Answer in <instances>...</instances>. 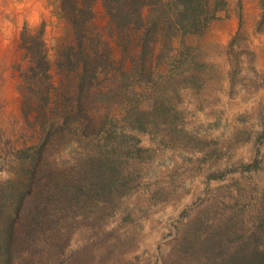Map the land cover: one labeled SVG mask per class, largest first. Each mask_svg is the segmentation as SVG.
<instances>
[{
	"label": "rangeland",
	"instance_id": "rangeland-1",
	"mask_svg": "<svg viewBox=\"0 0 264 264\" xmlns=\"http://www.w3.org/2000/svg\"><path fill=\"white\" fill-rule=\"evenodd\" d=\"M261 13L259 0H228L204 36L186 37L192 52L183 66L160 67L139 89L135 112L113 110L119 120L104 151L122 181L119 195L63 211L57 250L38 242L27 252L30 264H198L213 236L234 249L239 235L248 240L258 230L264 243V106L233 112L219 96L225 85L249 102L264 88ZM39 27L53 59L68 32L58 1L0 0V182L21 177L27 164L16 152L39 137L22 114L18 68L26 65L22 30ZM67 148L51 158L59 169L74 163Z\"/></svg>",
	"mask_w": 264,
	"mask_h": 264
},
{
	"label": "trees",
	"instance_id": "trees-1",
	"mask_svg": "<svg viewBox=\"0 0 264 264\" xmlns=\"http://www.w3.org/2000/svg\"><path fill=\"white\" fill-rule=\"evenodd\" d=\"M57 1L68 32L53 59L42 27L21 32L22 114L39 137L16 152L27 164L21 177L0 182V264H30L27 252L38 242L55 253L63 211L80 203L88 207L93 197L111 203L119 195L122 181L104 151L119 120L113 110L119 107L125 116L135 112L139 89L159 78L160 67L181 68L192 52L186 37L204 36L228 6V0ZM259 1L262 18L256 26L264 20V0ZM98 6L102 25L96 21ZM62 145L74 158L65 169L51 161ZM83 162L86 168L76 172ZM195 226L201 232L203 225ZM257 234L248 240L239 235L234 249L213 236L197 262L264 264V243Z\"/></svg>",
	"mask_w": 264,
	"mask_h": 264
},
{
	"label": "crops",
	"instance_id": "crops-1",
	"mask_svg": "<svg viewBox=\"0 0 264 264\" xmlns=\"http://www.w3.org/2000/svg\"><path fill=\"white\" fill-rule=\"evenodd\" d=\"M232 26L235 27L234 24ZM234 32L235 30H233V32L231 33H234ZM226 34H227L226 32L223 33L224 36H226ZM209 49L211 48L209 47ZM211 56H213V54ZM259 68L264 69V55L259 57ZM226 88L227 87H225L224 85L223 92L222 94L219 92V96L221 98L223 107H225L227 110L233 109V112L235 111L242 112L252 107H255L256 109H258L257 107H260V105L264 106V88L259 89L258 91L254 92L253 97L249 100V102H242L239 98H234L230 94H227L228 90ZM262 164L264 165V160L262 161Z\"/></svg>",
	"mask_w": 264,
	"mask_h": 264
}]
</instances>
